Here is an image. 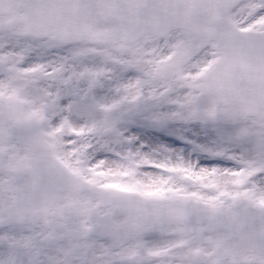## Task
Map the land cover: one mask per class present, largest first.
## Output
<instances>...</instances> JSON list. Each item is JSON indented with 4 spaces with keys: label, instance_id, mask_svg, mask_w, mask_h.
Segmentation results:
<instances>
[{
    "label": "snow or ice",
    "instance_id": "1",
    "mask_svg": "<svg viewBox=\"0 0 264 264\" xmlns=\"http://www.w3.org/2000/svg\"><path fill=\"white\" fill-rule=\"evenodd\" d=\"M0 264H264V0H0Z\"/></svg>",
    "mask_w": 264,
    "mask_h": 264
}]
</instances>
